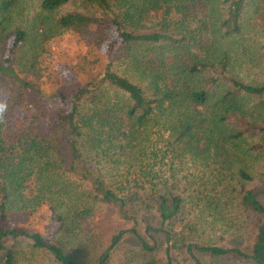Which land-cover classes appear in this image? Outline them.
Segmentation results:
<instances>
[{"label":"trees","instance_id":"16d2710c","mask_svg":"<svg viewBox=\"0 0 264 264\" xmlns=\"http://www.w3.org/2000/svg\"><path fill=\"white\" fill-rule=\"evenodd\" d=\"M32 1L0 0V264H79L66 246L97 206L130 228L96 264L126 234L139 264H264V51L244 47L264 0ZM64 35L90 74L47 89ZM214 223L244 245L211 240Z\"/></svg>","mask_w":264,"mask_h":264},{"label":"rangeland","instance_id":"374dc122","mask_svg":"<svg viewBox=\"0 0 264 264\" xmlns=\"http://www.w3.org/2000/svg\"><path fill=\"white\" fill-rule=\"evenodd\" d=\"M39 1L40 0H34L26 4L25 8L28 13L33 12ZM71 11L87 15L90 14L82 5V0H71L61 8L59 13L61 15ZM87 46L89 47L88 44ZM87 46L84 45V40L74 35H64L59 41V45L54 49H52L49 44L50 53L47 55H51L46 61L42 62V66L46 67L49 65L50 69H52V78L49 80L45 78L42 79V87L48 89L49 86H54L57 82L61 85V88L74 86L77 83L81 84L84 81V77L86 78V76L90 74L87 62H84V57L87 58V61L89 59ZM244 47L246 50L245 56L248 58L252 56L251 53L263 52L264 31L260 32L258 35L252 36V38L245 43ZM235 56L234 70L239 76L246 80L261 79V75H263L262 69L254 66L252 63L247 65L244 63V58L239 54ZM257 56H259V54ZM44 74H46V70L41 73V75ZM94 209L96 212L92 217L88 218L85 223L86 225L83 222L80 230L73 232V238L75 236L79 238H74L75 241L66 246L67 251L73 254L75 261L79 264H96L100 255L108 248L110 237L122 229L130 228V224H123L117 217L108 216L106 208L102 210V208L99 209L97 206V208ZM99 215L103 216L100 220L98 219ZM91 218H93L94 223H92ZM207 233L209 234V238L216 243L222 242V239L225 240L226 245L234 246V248L243 246L247 235H249V231L245 227L241 230H236L234 227L227 229L220 223H214V226H212ZM231 235L233 237H231ZM236 236L238 238H234ZM232 238L237 240L234 241ZM135 240L136 239L129 234L124 235L119 246L110 252L108 264H139L134 256L136 252L135 248H137ZM159 246H162L160 242ZM166 246H168L167 243ZM205 260L204 264H247L242 260L236 258L232 259L231 257L217 259L206 257Z\"/></svg>","mask_w":264,"mask_h":264},{"label":"clouds","instance_id":"9594fccd","mask_svg":"<svg viewBox=\"0 0 264 264\" xmlns=\"http://www.w3.org/2000/svg\"><path fill=\"white\" fill-rule=\"evenodd\" d=\"M0 108H2V106H0Z\"/></svg>","mask_w":264,"mask_h":264}]
</instances>
